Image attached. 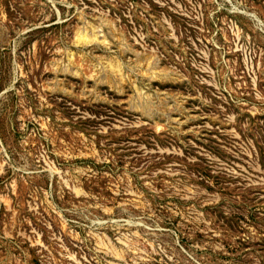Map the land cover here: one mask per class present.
<instances>
[{
  "label": "rangeland",
  "instance_id": "rangeland-1",
  "mask_svg": "<svg viewBox=\"0 0 264 264\" xmlns=\"http://www.w3.org/2000/svg\"><path fill=\"white\" fill-rule=\"evenodd\" d=\"M0 264H264V0H0Z\"/></svg>",
  "mask_w": 264,
  "mask_h": 264
}]
</instances>
